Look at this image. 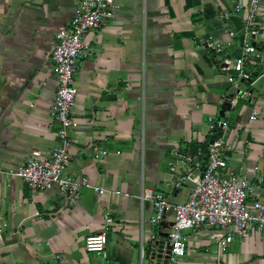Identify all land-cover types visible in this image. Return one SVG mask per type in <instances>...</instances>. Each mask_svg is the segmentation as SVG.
Wrapping results in <instances>:
<instances>
[{
  "label": "crops",
  "instance_id": "1",
  "mask_svg": "<svg viewBox=\"0 0 264 264\" xmlns=\"http://www.w3.org/2000/svg\"><path fill=\"white\" fill-rule=\"evenodd\" d=\"M249 2L117 0L113 18L87 37L90 55L76 76L78 127L65 173L130 197L83 189L69 206L58 189L32 193L10 172L35 151L46 157L59 144L51 116L58 88L53 52L78 1L0 0V264H152L155 211L135 196L150 189L172 204L188 199L190 188L180 189L171 171L174 153L206 150L210 118L229 122V165L247 175L254 211L264 199V0L255 20L261 56L246 63L251 80L235 86L220 68L225 58L241 55ZM237 5L241 14L222 19ZM230 28L238 33L231 44ZM210 37L222 53L206 51L203 41ZM226 96L235 99L228 112ZM100 151L107 155L97 157ZM103 231L105 253H88L86 239ZM229 232L185 231L187 254L179 264H264V230L235 238L221 252L218 241Z\"/></svg>",
  "mask_w": 264,
  "mask_h": 264
},
{
  "label": "built area",
  "instance_id": "2",
  "mask_svg": "<svg viewBox=\"0 0 264 264\" xmlns=\"http://www.w3.org/2000/svg\"><path fill=\"white\" fill-rule=\"evenodd\" d=\"M78 7L71 25L56 35L53 52V62L56 67L58 88L52 107L51 116L58 125L59 144L46 157L35 151L34 157L22 167L10 172L11 176L24 181L32 193L58 189L66 194L69 206L79 201L83 189L93 190L100 195L130 197L121 191L108 190L93 186L88 180H76L65 171L71 160L73 140L72 130L78 127L74 118L77 93L76 76L81 62L90 55L88 34L101 30L106 20L113 18L117 0H77ZM262 0H250L243 18L242 52L239 57L225 58L220 66L228 73L229 82L237 86L242 81L251 80V73L246 69V63L251 56L260 57L257 37L259 31L255 28V20L260 14ZM244 11L241 5L234 7L233 13L223 12L222 19L228 21L234 15ZM230 44L238 37V33L229 29ZM203 46L209 53L218 55L224 51L223 45L208 38ZM235 73V74H232ZM248 96L244 93L242 97ZM224 103L229 108L235 104V99L224 97ZM226 118H210L211 142L206 150L199 149L195 155H180L171 166V171L178 178L180 189L190 188L188 199L179 204H172L161 193L144 189L135 196L138 200L152 203L155 215L150 224L159 229L151 237L154 244L152 264H179L187 254V240L184 232L199 231L203 228L232 230L218 241V248L226 252L235 238L245 241L254 229L264 230V199L253 204L254 211L248 206V198L253 192L251 183L244 173H238L229 165L228 153L234 150V145L226 140L229 122ZM257 119V113L251 115V120ZM100 151L99 156H105ZM110 214L106 215L108 224H112ZM173 216V217H172ZM172 217V218H171ZM161 234H166L162 236ZM108 244V233L103 231L89 236L85 242L88 253L104 254ZM144 258V250H142Z\"/></svg>",
  "mask_w": 264,
  "mask_h": 264
},
{
  "label": "rangeland",
  "instance_id": "3",
  "mask_svg": "<svg viewBox=\"0 0 264 264\" xmlns=\"http://www.w3.org/2000/svg\"><path fill=\"white\" fill-rule=\"evenodd\" d=\"M151 242V241H150ZM152 243V242H151ZM152 245L154 246V244L152 243ZM145 247H146V250L148 251L149 250V248H150V246L148 245V244H146L145 245ZM148 259V258H147ZM147 259H146V261H147Z\"/></svg>",
  "mask_w": 264,
  "mask_h": 264
},
{
  "label": "water",
  "instance_id": "4",
  "mask_svg": "<svg viewBox=\"0 0 264 264\" xmlns=\"http://www.w3.org/2000/svg\"><path fill=\"white\" fill-rule=\"evenodd\" d=\"M162 236H166V234H161ZM154 257V256H153Z\"/></svg>",
  "mask_w": 264,
  "mask_h": 264
}]
</instances>
